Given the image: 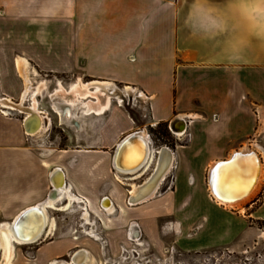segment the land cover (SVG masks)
Instances as JSON below:
<instances>
[{
	"label": "crops",
	"instance_id": "obj_1",
	"mask_svg": "<svg viewBox=\"0 0 264 264\" xmlns=\"http://www.w3.org/2000/svg\"><path fill=\"white\" fill-rule=\"evenodd\" d=\"M190 4L191 0H0V41L20 43L12 56L21 79L19 66L27 75L29 68L37 73L69 74L76 78L73 84L122 86L124 92L150 101L153 126L184 121L190 132L186 146H153L155 160L145 174L143 169L123 174L113 168V155L121 140L137 128L131 118L114 111L112 100L101 114L85 113L86 104L93 100L90 97L78 100L77 108L63 98L58 100L60 112L53 110L57 115H63L59 102L73 112L69 115L70 142L52 148L39 143L37 135L44 124L40 132L28 136L24 120L9 118L8 110L0 107V219L11 218L4 223H13L25 209L45 205L47 227L52 226V235L63 234L52 242L34 243L32 257L14 251L11 264H72L71 254L80 248L89 251L90 264H103L100 250L103 255L108 247L113 255H120L118 250L129 244L131 235L159 252L165 240L173 239L179 248L192 252L238 239V216L227 210L235 208L221 205L208 187L211 164L225 159L208 162L211 154L223 150L211 143L226 141L223 147L227 149L239 136L254 131L255 113L243 118L239 112L244 96L261 104L257 117L263 122L259 134L264 142V43L251 41L242 61L229 62L219 45L202 43L190 35L183 23ZM8 65L9 50H0V81L6 83ZM5 95L0 101L14 103ZM79 107L84 109L82 114L76 113ZM226 110L229 115H220L212 130L198 125L203 114ZM202 139L209 143H197ZM168 151L170 174L158 181L151 196L131 203L133 186L137 191L146 183ZM207 168L206 188L202 174ZM58 169L65 176V186L51 200V178ZM175 169L172 182L169 176ZM170 184L175 191H169ZM81 198L89 202L91 220L85 215L81 219V211L72 210ZM93 216L105 233L104 249L99 248L101 244L68 237L81 233L83 220L87 221L83 228H90ZM172 219L179 226L178 234L169 227L174 224ZM191 230L197 231L188 238L185 234Z\"/></svg>",
	"mask_w": 264,
	"mask_h": 264
},
{
	"label": "rangeland",
	"instance_id": "obj_2",
	"mask_svg": "<svg viewBox=\"0 0 264 264\" xmlns=\"http://www.w3.org/2000/svg\"><path fill=\"white\" fill-rule=\"evenodd\" d=\"M17 48H20L19 42L0 41V50H9V80L7 83L0 81V97L6 98L5 94H9L8 98L12 99V101L14 102L11 105H14L16 109H19L20 107L24 109L30 104V96L27 97L26 101L24 100V102L20 100V95L24 87V81L19 77L17 73L15 65L16 58L15 56H12V53L14 52L13 50H16ZM28 76L32 88H37L40 86L42 87L38 98V109L43 115V124L45 125V128L41 133H39V135H37V137L39 138V143L48 148L65 147L70 142L69 130L71 118L69 117V115L73 112L71 108L59 102L63 115L62 117L57 115L53 111L54 101L51 95L55 92L59 84L63 85L67 89L71 86V84L76 82V78L69 74H52L45 72L37 73L34 72L32 68H29ZM84 82H88V80H84ZM115 88L116 90H113V93L111 92L112 94H110L112 97V105L115 109L114 111H120L121 113H124L128 118H131V120L135 122L137 130H146L154 147L167 146L169 148H176L177 146H186L190 144L189 131L188 133H185L184 137H178L172 134L171 130L169 129L168 123L153 126L154 123L151 121L150 101L139 97L137 93L131 91L124 92V88L122 86H117ZM120 100H122V107L119 106V104H121L119 103ZM239 104H244L243 106L239 105L238 107L239 109L241 108V111L239 112L242 113L243 118L246 117L247 113H252V111L255 113L254 131L247 136H239L237 142L227 149L223 147V144H225L226 141L211 143L214 144L215 148H222L223 150L211 154L208 165H210L215 160L228 158L232 151L240 150L244 146H248L251 149L255 150L259 154L264 165V142L262 141V136L259 134L260 127L263 122H261L257 117L259 116V114L257 113V105L261 104H258L256 99L248 98L245 96L239 101ZM249 108H252V110ZM0 111H2L1 108ZM82 112L83 109L80 107L76 110V113L82 114ZM8 113L9 118L17 119L21 123L25 118V112L21 113L20 111H16L15 109L14 111H8ZM220 115H229V110H226V112L212 111L211 113H205L198 119V125H202V128H211L212 130V124H214V122L218 120ZM227 141H229V139H227ZM197 143L205 144L209 142H207L206 139H202ZM176 170L177 169L172 171L171 175L169 176V180H172V182L174 180V174ZM207 171L208 168L206 169V172L204 173L203 171L202 174L204 186L206 185ZM170 172L168 174H170ZM205 187L207 188V186ZM168 189L169 191H175L176 188L174 184H170L168 186ZM207 194L209 195L208 190ZM227 210H231L232 213L238 216L236 225L240 235L234 242L223 243L220 246L210 249L189 252L179 248L175 243V240L172 239L165 240V248L162 252H159L156 249H153V246L144 241V239H142V241H144L147 245L149 253L155 255L156 257L168 258L170 256L168 251L171 250V248H175L176 252L174 254V259L171 258L166 262V264H264V173L262 176L260 188L255 196L242 206ZM92 220L96 221L97 225L94 229V232L89 229H85L82 233L68 234V237L70 239L79 238L78 240H81L85 243L95 242L99 246L100 242L95 240L94 235H97V237H103L105 236V233H103L98 226V219H96V216H93ZM4 221L11 222V218L0 219V223ZM171 221H174V224L169 225V227L171 228V230H173V232H175V234H178V224L173 219ZM196 231L197 230H191L187 234H185V236L189 238L191 235L195 234ZM62 235L63 234L54 233L51 237L46 239L43 238L35 244L43 241L52 242L54 240H58ZM29 245L15 244V254H21L24 251L26 255L32 257L33 252L35 251V245ZM22 246L28 247L23 249ZM100 247L101 246H99V248ZM106 250H108V252ZM118 252H120V250H118ZM102 253L103 252H101L100 250L101 260L103 261H105L106 258L115 259L117 261V258L119 257V253L113 255L109 251L108 247H106L104 250L105 255H102ZM179 254H181L182 256L180 257ZM1 259L2 256L0 257V264L2 262Z\"/></svg>",
	"mask_w": 264,
	"mask_h": 264
},
{
	"label": "bare ground",
	"instance_id": "obj_3",
	"mask_svg": "<svg viewBox=\"0 0 264 264\" xmlns=\"http://www.w3.org/2000/svg\"><path fill=\"white\" fill-rule=\"evenodd\" d=\"M19 70H20V73H21V75L24 79V82H25L24 90H23L22 96H21V101L22 102H24V100L26 101L27 97L30 96V100H29L30 101V105H29L30 109H32L34 112H37L40 115V112L38 109V97H39V94L41 92L42 87L40 86L36 89L32 88V85H31L30 80L28 78V75L26 73L27 71L24 72L22 70L21 66H19ZM24 70H26V69H24ZM109 89L116 90L115 87H113L112 85L105 83V82H92V83L89 82V84H83L81 82H78L77 84H73L72 86H70V88H68V89H66L63 85L59 84L57 89L55 90V92L51 95V97L54 101L53 110L56 113L60 112L56 102L58 100H60L61 98H63V100L65 99L69 103L71 102L72 105L76 106V108H77L78 107L77 104H79L78 100L81 101V99H84L86 97H88V98L90 97L93 100L89 101L87 104L85 103L86 104L85 110L83 109L85 111V113L86 114L104 113L108 110V107H109L110 102L112 100L111 95L108 92ZM126 90L129 91L130 89L126 88ZM141 95H142V93H140V96ZM119 103H121L119 105L122 106V100H120ZM11 104H12L11 102L5 103V102L0 101V107L3 108V110H5V111L6 110L12 111L15 109L17 111H20L21 113L25 112V115H27V116L30 115L31 112L30 111L28 112L27 110H25V108L23 109L22 107H20L19 109H16V107H14V105H11ZM41 120H42V117H41ZM42 127H43V121H42L41 129H42ZM186 128H187V126H186ZM176 136L182 137V136H184V134L178 133V135H176ZM163 149H167V148H163ZM167 150H169V149H167ZM251 151H255V150L246 146L245 148H243L241 150L232 152L227 159L216 161V162H213L211 164L210 169H209V173H208V187H209L210 194L221 205H226L227 207H232V208L240 207L243 204L247 203L250 199H252L255 196V194L257 193V191L259 190L260 185H261L262 176L264 173V165H263L262 160H261L258 153H257V155H258V159H259V175H258V178H257L253 188L245 196H243L244 192L242 193L240 191L241 188L244 186V183H242V181H240L238 174L235 175V173H234L231 175V174L227 173V174L219 176L218 171L215 170V167L218 163H220L222 161L230 160V158L233 157V155L236 152H243V153L248 154ZM153 152H154V149H152V148L150 149L148 155L146 152V156H145L146 158H144L145 165L143 167V174L148 172L150 170V168L152 167V164L155 160V159L153 160V155H152ZM161 152H163V151H161ZM140 153H141V150H140L139 144H133L132 150L130 149L128 152L125 153V156H123V159H122L123 165L122 166L127 168V167H132V166L136 165L140 160L139 159ZM169 154H170V151H168V153L166 154V157L163 158V160L160 162V164H158V167L154 171L153 175L146 181V183H143L141 186H139L137 191H135L137 187L133 186V191L131 193L132 195L130 198L131 203L142 201V200L146 199L147 197L151 196L152 192L155 190V188L157 186L158 181L161 180L170 170L171 161H170ZM245 160H247V159H245ZM246 163L249 165V162L246 161ZM135 171L136 170L132 171V174L136 173ZM120 173L126 174L125 172H120ZM226 175H228L229 178H225ZM50 203H51V201H50ZM52 205H54V204H52ZM105 205L107 207H109V203L107 201L105 202ZM66 206L68 207V205H66ZM38 207L43 211L44 227H43L41 234L36 239H34L32 241L23 242V241L19 240L16 236V233L13 230V223H4V222L0 223V257L2 256V264H11L12 263L15 244L16 245L34 244V243L39 242L41 239L48 238L49 236L52 235V228H51L52 226L51 227L49 226V228L47 227V225L49 223V218H48L49 216L47 215L45 205H38ZM65 208L66 207H64V209ZM85 216H86V219H89L88 218L89 213L85 212ZM52 221L50 223H52ZM71 259H72V264H90V262L92 261V257L90 255L89 251L85 248H80V249H77L75 252H73L71 254Z\"/></svg>",
	"mask_w": 264,
	"mask_h": 264
},
{
	"label": "clouds",
	"instance_id": "obj_4",
	"mask_svg": "<svg viewBox=\"0 0 264 264\" xmlns=\"http://www.w3.org/2000/svg\"><path fill=\"white\" fill-rule=\"evenodd\" d=\"M183 23L194 39L219 45L229 62H239L251 41L264 43V0H191Z\"/></svg>",
	"mask_w": 264,
	"mask_h": 264
},
{
	"label": "water",
	"instance_id": "obj_5",
	"mask_svg": "<svg viewBox=\"0 0 264 264\" xmlns=\"http://www.w3.org/2000/svg\"><path fill=\"white\" fill-rule=\"evenodd\" d=\"M30 115L24 118L23 128L25 133L28 135H34L40 132L42 126L41 116L30 109L29 106L25 108ZM177 119V118H176ZM179 121V119H178ZM177 122V121H176ZM175 121L170 123V130L173 134L178 135V133L185 134L187 131V123L184 121ZM178 124V126H177ZM146 130H137L125 136L121 142L117 145L115 153L113 155V168L117 172H125L126 174H132V171L136 170L138 172L143 169L145 162L144 158L152 148L150 138ZM29 136V135H28ZM133 144H139L141 153L139 162L132 167H123L122 159L125 156V153L130 149L132 150ZM160 151H157L158 155ZM254 157V164L249 162L248 158ZM247 159V160H245ZM249 162V165L246 163ZM215 170L218 171V175L224 174H234L240 178V181L244 183V186L241 188V192H244L245 196L253 188L258 175H259V159L256 151H251L250 153L236 152L233 157L228 161H222L218 163L215 167ZM225 178H229L226 175ZM239 181V182H240ZM53 190L49 196V199L53 200L58 198L60 192L64 189L65 186V176L61 170H55L51 178ZM136 204V203H135ZM44 227V215L43 211L38 207V205L25 209L21 212L18 218L13 222V230L16 233V236L19 240L23 242H29L36 239L42 232Z\"/></svg>",
	"mask_w": 264,
	"mask_h": 264
},
{
	"label": "built area",
	"instance_id": "obj_6",
	"mask_svg": "<svg viewBox=\"0 0 264 264\" xmlns=\"http://www.w3.org/2000/svg\"><path fill=\"white\" fill-rule=\"evenodd\" d=\"M151 146H153L152 141ZM73 211H81V219H84L85 212L91 211L89 207V202L85 198H81L77 200L76 208L73 209ZM91 220V217H90ZM84 225H87V221L83 220L82 223H80L81 227V233L85 230L83 228ZM96 225V221L92 220L88 226L89 230L94 232L93 226ZM76 232H73L71 234H76ZM95 240L99 241L101 244L102 249L105 248L107 245L106 240H104L102 237H97V235H94ZM176 250L175 248H171V250L168 251L170 256L167 258L162 257H156L155 255L149 253V249L144 241H142L140 238L131 235L129 238V244H123L120 248V255L117 258V261L115 259L106 258L105 261H103V264H166L167 261H169L171 258L174 259V254ZM181 257L182 255L179 254ZM182 264V263H180Z\"/></svg>",
	"mask_w": 264,
	"mask_h": 264
},
{
	"label": "snow or ice",
	"instance_id": "obj_7",
	"mask_svg": "<svg viewBox=\"0 0 264 264\" xmlns=\"http://www.w3.org/2000/svg\"><path fill=\"white\" fill-rule=\"evenodd\" d=\"M248 159H249V162L254 164V157H249Z\"/></svg>",
	"mask_w": 264,
	"mask_h": 264
},
{
	"label": "trees",
	"instance_id": "obj_8",
	"mask_svg": "<svg viewBox=\"0 0 264 264\" xmlns=\"http://www.w3.org/2000/svg\"><path fill=\"white\" fill-rule=\"evenodd\" d=\"M164 123H161V124H159V125H163Z\"/></svg>",
	"mask_w": 264,
	"mask_h": 264
}]
</instances>
